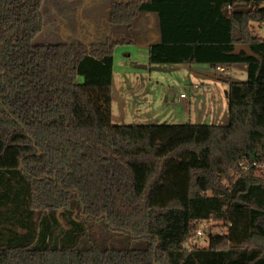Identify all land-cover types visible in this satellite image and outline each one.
Returning <instances> with one entry per match:
<instances>
[{
  "label": "trees",
  "instance_id": "16d2710c",
  "mask_svg": "<svg viewBox=\"0 0 264 264\" xmlns=\"http://www.w3.org/2000/svg\"><path fill=\"white\" fill-rule=\"evenodd\" d=\"M44 2L0 0V264H264V0L116 2L105 42L36 45ZM125 45L210 65L229 125L114 124Z\"/></svg>",
  "mask_w": 264,
  "mask_h": 264
},
{
  "label": "rangeland",
  "instance_id": "374dc122",
  "mask_svg": "<svg viewBox=\"0 0 264 264\" xmlns=\"http://www.w3.org/2000/svg\"><path fill=\"white\" fill-rule=\"evenodd\" d=\"M131 1L92 0L90 4L88 0H45L44 30L34 44L105 42L110 35L111 5ZM150 24L154 26L153 19ZM252 25L264 37V27ZM114 72L113 122L116 125H229V86L215 79V71L208 64L151 66L144 45H125L115 50ZM219 74L229 76L234 82L248 80V68L244 64ZM217 225L214 221L205 222L201 227L203 236L194 237L189 246L207 247L213 228L216 232L223 231Z\"/></svg>",
  "mask_w": 264,
  "mask_h": 264
},
{
  "label": "built area",
  "instance_id": "2783aa9c",
  "mask_svg": "<svg viewBox=\"0 0 264 264\" xmlns=\"http://www.w3.org/2000/svg\"><path fill=\"white\" fill-rule=\"evenodd\" d=\"M220 72H225V70L224 69H222V68H219L218 69ZM255 167H259L258 165H257V163H252L250 166L248 165H245L244 166V169L245 170H249L250 168H255ZM260 168H262V169H264V166H262V167H260ZM205 222H210V221H203V222H200V224H199V228H198V231L196 232V234L194 235V237H198V236H203V232H202V225L205 223ZM212 233V232H211ZM194 237L190 240V242L188 243V245L192 242V240H194Z\"/></svg>",
  "mask_w": 264,
  "mask_h": 264
},
{
  "label": "crops",
  "instance_id": "0c3cea01",
  "mask_svg": "<svg viewBox=\"0 0 264 264\" xmlns=\"http://www.w3.org/2000/svg\"><path fill=\"white\" fill-rule=\"evenodd\" d=\"M88 1H89L90 4L92 3V2H91L92 0H88ZM83 26H89V25H83ZM87 29L90 30L91 27H90V28L87 27ZM87 29H86V30H87ZM89 30H88V31H89ZM88 31H86V32H88ZM82 43H84V42H82ZM84 44H86V43H84ZM88 44H89V43H88ZM144 47L148 50V56H149V46H148V45H144ZM114 74H115V72H114ZM193 87H195V90L198 89V85H196V84H195ZM196 91H197V90H196ZM181 97H184V95H181ZM227 99H228V96H227ZM113 117H114V113H113ZM113 120H114V119H113Z\"/></svg>",
  "mask_w": 264,
  "mask_h": 264
}]
</instances>
